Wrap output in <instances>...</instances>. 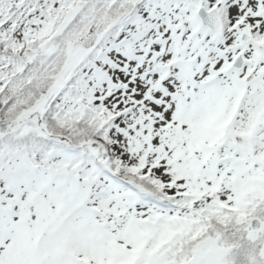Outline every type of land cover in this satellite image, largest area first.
<instances>
[{
    "label": "snow or ice",
    "instance_id": "1",
    "mask_svg": "<svg viewBox=\"0 0 264 264\" xmlns=\"http://www.w3.org/2000/svg\"><path fill=\"white\" fill-rule=\"evenodd\" d=\"M0 264H264V0H0Z\"/></svg>",
    "mask_w": 264,
    "mask_h": 264
}]
</instances>
